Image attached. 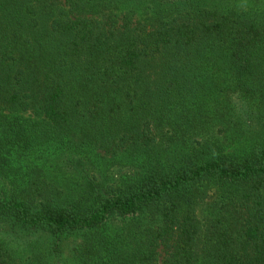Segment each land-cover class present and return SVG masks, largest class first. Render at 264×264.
I'll return each instance as SVG.
<instances>
[{"label":"trees","instance_id":"1","mask_svg":"<svg viewBox=\"0 0 264 264\" xmlns=\"http://www.w3.org/2000/svg\"><path fill=\"white\" fill-rule=\"evenodd\" d=\"M216 1L0 0V176L32 140L145 170L105 189L94 173L67 191L3 186V218L56 238L86 229L89 264H264V9ZM251 121L235 153L206 138ZM211 181L232 212L204 234L192 191Z\"/></svg>","mask_w":264,"mask_h":264},{"label":"rangeland","instance_id":"2","mask_svg":"<svg viewBox=\"0 0 264 264\" xmlns=\"http://www.w3.org/2000/svg\"><path fill=\"white\" fill-rule=\"evenodd\" d=\"M60 1L63 2V0ZM215 3L217 7L228 4L238 10L264 9V0H217ZM231 96V100L238 108L245 106L244 98L238 93ZM0 111H2L1 105ZM21 115L29 119L43 120V117L36 116L30 111ZM257 128V122L251 121V128L247 133L216 130L213 137L206 134V138L225 141V152L235 153L234 150L246 146L249 136L253 135ZM227 135L228 137H226ZM204 138L203 136H199L197 139L192 138L190 144L195 145ZM34 141L28 142L30 149L26 154L29 156L17 157L15 160L14 164L17 165V169L8 175L0 176V195L4 193L2 192L3 186L9 193L16 183L27 187L31 180L35 188L42 189L47 184L53 183L62 188V191H67L68 188H75L83 176H90L92 173L102 182L101 188L105 189L112 183L135 177L140 171H145L144 167L142 169V165L133 162L132 158L125 159L120 156L121 160H111L109 155L98 151L95 155L91 154L90 158L81 159V154L64 150L53 141H47V143L42 140H37V143ZM179 148L178 152H185V149ZM155 151L160 157L166 159L165 154L171 150L159 147ZM174 155L170 154V156ZM101 188L99 189L101 190ZM228 190L225 183L211 181L204 184L200 182L192 191L195 194L193 210L200 218L199 223L204 234L207 233L210 226L213 228V224L217 220L221 218L223 221L222 214L232 212L231 208L224 204L225 197L229 195ZM121 225V217H110L103 227V231L112 238V236L122 233L118 229ZM53 235L44 229L31 231L30 228H22L0 215V264H89L78 252L90 241V233L86 229H72L59 234L58 238ZM158 264H164L163 255Z\"/></svg>","mask_w":264,"mask_h":264}]
</instances>
